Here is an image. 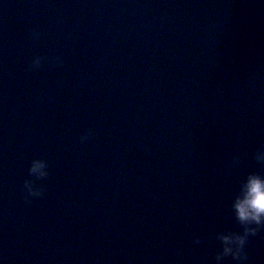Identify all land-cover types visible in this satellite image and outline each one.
I'll return each instance as SVG.
<instances>
[{
	"label": "water",
	"instance_id": "obj_1",
	"mask_svg": "<svg viewBox=\"0 0 264 264\" xmlns=\"http://www.w3.org/2000/svg\"><path fill=\"white\" fill-rule=\"evenodd\" d=\"M261 153L264 0H0L4 264H217Z\"/></svg>",
	"mask_w": 264,
	"mask_h": 264
},
{
	"label": "clouds",
	"instance_id": "obj_2",
	"mask_svg": "<svg viewBox=\"0 0 264 264\" xmlns=\"http://www.w3.org/2000/svg\"><path fill=\"white\" fill-rule=\"evenodd\" d=\"M40 61V56L32 57L31 66L38 67ZM89 134H83L81 140L86 139ZM258 158L264 159V153L259 154ZM28 172L36 178L45 177L47 175L45 162L39 158L32 159ZM23 187L26 192L25 200L32 196H39L42 191L39 186L34 185V182L28 179L24 181ZM232 208L235 219L242 226V230L218 234L221 249L215 255L217 264H221L226 257H231L237 262L245 261L247 259L245 245L249 236L255 235L258 230L264 228V176L249 173L233 200ZM195 239L198 243L200 238ZM0 264H4L2 259H0Z\"/></svg>",
	"mask_w": 264,
	"mask_h": 264
}]
</instances>
